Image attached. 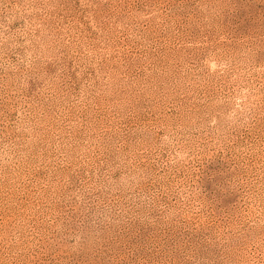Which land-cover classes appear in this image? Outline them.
<instances>
[{
	"label": "rangeland",
	"instance_id": "1",
	"mask_svg": "<svg viewBox=\"0 0 264 264\" xmlns=\"http://www.w3.org/2000/svg\"><path fill=\"white\" fill-rule=\"evenodd\" d=\"M0 264H264V0H0Z\"/></svg>",
	"mask_w": 264,
	"mask_h": 264
}]
</instances>
